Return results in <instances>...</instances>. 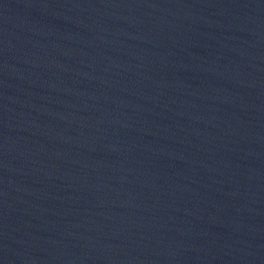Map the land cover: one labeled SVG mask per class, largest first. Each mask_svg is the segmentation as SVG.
I'll return each instance as SVG.
<instances>
[{
	"label": "water",
	"instance_id": "water-1",
	"mask_svg": "<svg viewBox=\"0 0 264 264\" xmlns=\"http://www.w3.org/2000/svg\"><path fill=\"white\" fill-rule=\"evenodd\" d=\"M0 264H264V0H0Z\"/></svg>",
	"mask_w": 264,
	"mask_h": 264
}]
</instances>
